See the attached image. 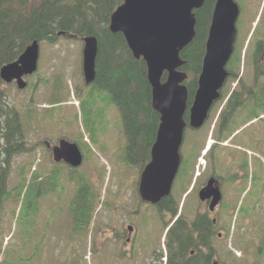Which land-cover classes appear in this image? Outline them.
Wrapping results in <instances>:
<instances>
[{
  "label": "trees",
  "instance_id": "1",
  "mask_svg": "<svg viewBox=\"0 0 264 264\" xmlns=\"http://www.w3.org/2000/svg\"><path fill=\"white\" fill-rule=\"evenodd\" d=\"M122 2L123 0H0V70L18 59L26 47L35 40L55 43L59 39V32H65L79 39L87 36L96 37L98 41L97 76L92 85V92L95 90L93 93L95 99L102 96L101 104L104 106L93 110L87 108V101L82 104L81 110L85 113L87 124H90L92 130V127L95 128L98 124H100L99 127H104L109 107L113 105L117 107L126 138L125 146L119 152L120 157L128 164L137 165L143 164L149 158L150 148L155 141L160 123V115L152 108L146 63L142 59L136 60L133 57L122 34L111 33L109 30L110 15ZM211 16V0H206L204 6L196 12L197 35L181 54L187 62L184 70L194 75V79L188 84L189 105L197 89L196 77L202 68ZM259 46L258 53L261 55L264 52V44ZM3 84L0 78V214L8 199V179L12 160L22 153L31 151L26 137L29 133V123L38 110L34 109L33 101H26L28 114L20 112L8 101V93ZM262 84V91L255 95L254 87L251 85L246 87L243 82L244 94L240 96L238 92L235 93L223 112L215 134L217 141L225 139L237 113H245L246 110L249 114L255 112L263 97L261 92L264 91V80ZM60 87L65 90L59 91ZM67 91V86L58 76L52 87L49 102L65 101ZM90 96L92 93H89ZM53 111L55 109H51L49 116L52 117ZM209 128L210 125H205L198 131H191V136L187 139L188 143L186 141L189 153L183 167L184 185L188 184L193 177L194 165L204 148ZM36 145L37 143L32 144V147H37ZM222 152L223 148L216 145L208 157L210 170L215 175L218 173L216 165ZM32 163L33 160L25 164L31 167ZM246 164L245 162L244 166ZM211 165H214L213 169ZM28 174L31 175L26 180L23 179L21 188L26 185L30 187L27 198L31 199L33 211H30L29 215L37 216L39 211L35 207L39 205V195H51L58 190L56 182H59L60 173L53 170L52 174L56 176L55 178L41 175L38 171L33 172L30 169ZM237 175L235 176L238 177ZM70 179L79 184L69 206L71 220L78 233H86L93 226L92 220L95 209L100 203L101 191L95 192L94 186L76 171H72ZM174 201L173 197H168L162 201L161 205L176 212L179 204ZM195 225L200 237L206 233L211 236L209 233L213 225L210 221L207 222L205 217L198 219ZM263 238L262 236L261 243L257 247L258 254L263 253L262 250H264ZM209 242L211 244V239ZM194 261L195 257L192 259V262Z\"/></svg>",
  "mask_w": 264,
  "mask_h": 264
},
{
  "label": "rangeland",
  "instance_id": "2",
  "mask_svg": "<svg viewBox=\"0 0 264 264\" xmlns=\"http://www.w3.org/2000/svg\"><path fill=\"white\" fill-rule=\"evenodd\" d=\"M260 10L261 18L262 14H264V1ZM249 30L250 28H248L245 35H248ZM247 48L248 45H246V49ZM82 61L83 42L81 40L64 37L55 44L49 42L42 43L39 62L41 75H39V77L50 80L55 73H59L60 80H62L63 84L68 86L70 90L71 98H68L69 101H74V106H77V99L79 103H83L82 98L75 96V93L80 91L83 85ZM231 66L235 69L237 67L236 62H233ZM26 80L30 84L36 82L32 77H28ZM54 84L55 81L53 85ZM10 86L4 84L8 93V99L14 105L20 109L21 106H24L26 101L29 102L31 98L34 102V109H38L28 129L29 133L27 137L31 140L32 144L37 143V141L42 142L46 137L36 138V134L41 135V133H37L38 125L45 134H49L53 131L54 136H48L49 138H55L59 134L65 133L67 124L73 129H78L76 137L80 129H82L86 134V138H90L92 142L91 148L94 154L91 157L89 166L85 165L81 170L88 175L91 181L95 182L98 180L97 175H103V179L99 180V182L102 185L104 180L106 181L102 194V196L106 198V206L112 201L118 188L122 189V194L116 195L114 202L119 205L120 199H127L125 203L130 201L131 196L128 188L135 186L136 179L139 177V171L136 169L135 165L127 164L120 159L121 154L119 152L122 148L120 145L116 147L114 152L105 150L104 147L97 142L98 133L94 130L87 131L85 113L83 112L82 114L79 112L77 121L70 115V112L74 108L73 105L65 106L67 111H69L66 121L58 122L56 117V113L59 110H64L63 108L56 109L51 113L55 117L52 118L49 116L51 108L58 106V104H51L49 102L50 85L40 84L38 85L40 89L35 92L28 89L21 92L15 88V85ZM58 90L65 89L60 87ZM261 93H263V97L256 107L255 113L256 116L264 118V91ZM96 101L97 98L95 100L90 99L88 103H94L93 108H97ZM103 106L104 105H101L100 107ZM25 112L28 114L27 110ZM43 112L45 115L42 116ZM107 118L109 120L108 126H110L104 139L108 140L110 137L113 143L125 141L123 129H121L122 123L120 121L118 108L114 105L110 106L107 112ZM254 124L255 125L250 129L263 126L264 119L257 120ZM261 145L264 147V142H261ZM24 156L26 155L14 158L11 164L8 179V199L0 214V264H99V249L94 250V240L92 235L89 234L93 229L86 231V233H80L78 238L79 243H71L68 241V237L74 232L75 225L73 221L68 218L64 208L67 209L73 191L77 188L74 184L71 185L65 180H61V189L54 197L47 198L41 202V205L38 207L40 209L38 215H29V212L33 211L31 199L27 198V193L29 196L30 187L26 185L21 188V183L23 179L26 180V178H29L31 175L28 174L31 167L25 163L29 164L32 158L30 156ZM33 158L37 161L36 167L39 168L40 172L44 173V168L48 163L46 155L41 152L40 154L37 153ZM262 162L264 163V157L262 158ZM238 165L239 160L236 159L233 162V167L237 170ZM104 166H107L108 173L104 171ZM255 166L258 174V171L262 169V164L259 160H256ZM183 172L184 169L181 172V176ZM180 177L177 179L175 187L178 186ZM93 185L97 193L99 189H102V187L98 188L95 183H93ZM245 185L246 184H244V186ZM257 188L258 182L247 185L246 191L238 203L239 208L237 209V213L240 214L239 217L237 215L235 219H232L231 216L226 215V211L224 215L220 217L218 230L224 234V240L221 242L218 241V246H223L226 253L228 250L234 252L230 258L224 257L226 264H264V252L258 254L256 250L264 234V185L262 186L259 196V207L254 210L255 206L258 204ZM36 208L37 207H35V209ZM247 211L253 212L251 215H247L245 214ZM242 214L245 215L243 216ZM101 218L95 217L93 218V222L99 221ZM230 222L232 223L231 229ZM245 228L249 229L250 233L247 232ZM67 243L69 245H66ZM103 261L104 255L102 256V264H105Z\"/></svg>",
  "mask_w": 264,
  "mask_h": 264
},
{
  "label": "water",
  "instance_id": "3",
  "mask_svg": "<svg viewBox=\"0 0 264 264\" xmlns=\"http://www.w3.org/2000/svg\"><path fill=\"white\" fill-rule=\"evenodd\" d=\"M205 0H125L111 16L110 30L123 32L136 58L144 57L148 67V81L152 89V107L161 116L156 140L152 147V161L144 170L140 194L144 200L158 203L170 195L173 181L181 163L179 153L187 123L188 91L183 82L185 72L181 51L195 38L194 10L203 7ZM239 8L233 0H217L209 31L207 53L203 61L192 106L189 109V125H203L213 102L219 98V90L228 76L225 69L236 40V21ZM97 40L85 38L84 74L87 83L95 80ZM39 43L33 42L17 62L4 66L0 77L5 83L17 80L23 89L27 83L23 76L38 70ZM164 72L167 78L162 82ZM55 161L64 160L73 167L82 164V154L76 144L63 140L54 149ZM215 180L209 182L201 193L203 200L214 195L211 210L222 196L215 189Z\"/></svg>",
  "mask_w": 264,
  "mask_h": 264
},
{
  "label": "flooded vegetation",
  "instance_id": "4",
  "mask_svg": "<svg viewBox=\"0 0 264 264\" xmlns=\"http://www.w3.org/2000/svg\"><path fill=\"white\" fill-rule=\"evenodd\" d=\"M260 1L235 0L241 13L246 10L255 11ZM146 207L158 212L155 206L146 204ZM206 216L202 214L205 219ZM112 218L108 219L104 231L105 264L221 263L220 252L209 246L207 233L200 237L199 232H194L189 222L174 226L162 239L161 227L153 220L144 221L139 216L130 218L128 215H124V221L122 218L119 221ZM194 257L195 261L192 262Z\"/></svg>",
  "mask_w": 264,
  "mask_h": 264
},
{
  "label": "bare ground",
  "instance_id": "5",
  "mask_svg": "<svg viewBox=\"0 0 264 264\" xmlns=\"http://www.w3.org/2000/svg\"><path fill=\"white\" fill-rule=\"evenodd\" d=\"M38 42V41H37Z\"/></svg>",
  "mask_w": 264,
  "mask_h": 264
}]
</instances>
